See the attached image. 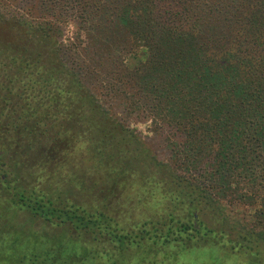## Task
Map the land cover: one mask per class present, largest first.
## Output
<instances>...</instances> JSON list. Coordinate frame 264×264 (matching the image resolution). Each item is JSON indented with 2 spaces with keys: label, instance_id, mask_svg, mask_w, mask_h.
Returning <instances> with one entry per match:
<instances>
[{
  "label": "trees",
  "instance_id": "obj_1",
  "mask_svg": "<svg viewBox=\"0 0 264 264\" xmlns=\"http://www.w3.org/2000/svg\"><path fill=\"white\" fill-rule=\"evenodd\" d=\"M10 1L34 19L13 11L14 29L0 39V195L8 216L18 207L32 221L108 242L122 256L133 246L150 255L168 246H197L195 240H222L229 232L231 249L247 251L251 264H264V225L231 219L217 201L222 198L142 149L129 155L126 131L133 130L114 119L65 63L46 19L57 20L76 2L103 46L98 56L118 59L150 111L162 108L163 125L217 138L215 152L195 170L215 174L218 190L230 193L242 183L224 175L237 170L248 182L244 194L254 200L230 203L264 214V0H24L23 8L22 0ZM131 176L143 186L149 178L162 183L172 209L129 230L104 201L86 194L101 190V179L116 187ZM180 208L183 216L176 213ZM1 219L9 218L0 211ZM33 232L30 226L23 235H31V263L111 264L96 245L82 251L59 243L41 247ZM11 244L13 252L5 253L16 260L9 257L7 264H23L22 249Z\"/></svg>",
  "mask_w": 264,
  "mask_h": 264
},
{
  "label": "rangeland",
  "instance_id": "obj_2",
  "mask_svg": "<svg viewBox=\"0 0 264 264\" xmlns=\"http://www.w3.org/2000/svg\"><path fill=\"white\" fill-rule=\"evenodd\" d=\"M24 3L22 0L18 5L23 8ZM12 6H14V1L0 0V39L5 38L14 29L9 26L12 20L10 16L13 11H16ZM66 6L70 9L63 12L64 15L60 12L56 14L58 15L57 20L46 18L52 29L51 36L61 43L62 57L65 63L71 66L85 86L95 93L100 103L114 119L133 130L126 131L131 141L128 145L129 152H131L129 155L135 154L132 152L133 150L142 149L144 155L166 165L170 171L198 180L202 188L210 191L214 198H222L217 201L221 200L231 219H238L240 222L246 223L256 220L260 225H264L262 210L257 214L253 208L247 209L240 204L230 203L234 198H239L242 202H253L254 198L251 195L244 194L248 183L245 176L240 178L237 170H230V173L224 175V180L242 183L240 188H237V192L230 193L228 189L227 192L218 190L219 183H216L215 174L204 175L195 170L200 166L203 167L210 152H215L218 147L217 138L209 135L207 131H171L163 125V119L166 118L163 117L162 108L156 114L150 111L147 107L149 105L147 100L140 98L136 88L130 87L131 85L129 86L126 82V76L120 68L118 59L111 62L98 56L103 53V46L100 45L96 34L93 33L91 21H87L86 18L79 15L76 2H71ZM23 9L13 12V16L17 17L19 14H23L26 19H32V14H27L28 10ZM115 49L118 51V46L113 47V51L117 52ZM135 177L137 178L136 172L134 173ZM148 180H150L147 181L148 184L143 186L142 182H130L132 181L131 176L130 180H123L116 187H112L113 181L106 182L101 179L100 181H103L100 185L102 189L93 191L92 194H86V197L93 202L104 201L111 214L117 217L122 226L130 230L137 227L140 221L157 218L172 209V201L161 189L162 183L155 185L153 178ZM160 180L164 182L167 177H161ZM242 193L246 197L238 196ZM5 204L7 203L0 195V207H2L0 211L9 218L5 223H3V219L0 220V257L8 249L13 252L11 243L15 242L19 245L20 250L22 249L23 264H36L29 262L28 259L32 250L28 242L31 235H28V238L23 236L28 233L30 226L37 236L38 246L52 244L55 246L59 243L82 251L91 245H96L98 249H102L106 253L103 259H107V262L111 264H251L247 251L238 247L231 249L230 243L226 242V239L234 236L229 232L222 240L215 238L214 242L207 243L195 240L197 246L184 249L168 246L165 250L160 248L159 251L150 255L142 254L137 247L133 246L130 253L122 256L108 242L92 241L89 237L72 233L69 229L49 224L41 219L32 221L26 216V212L18 207H12L14 210L10 208L14 214L8 216ZM258 209L259 207L257 211ZM176 213L180 216L185 214L183 208L177 210ZM213 217L216 216L213 215ZM187 218L188 216H186ZM3 229L6 230L4 233L1 232ZM13 231H15L14 234ZM1 239H6V243L11 247H6L5 242H1ZM5 254L8 255L0 259V262L4 264L10 262L9 257L12 261L16 258L15 255L9 256V251Z\"/></svg>",
  "mask_w": 264,
  "mask_h": 264
}]
</instances>
